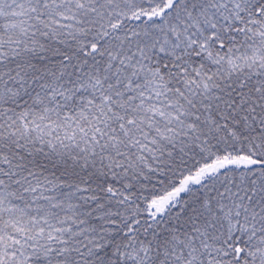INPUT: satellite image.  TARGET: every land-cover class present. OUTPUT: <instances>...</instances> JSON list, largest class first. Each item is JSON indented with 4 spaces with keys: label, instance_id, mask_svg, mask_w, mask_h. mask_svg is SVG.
Listing matches in <instances>:
<instances>
[{
    "label": "snow or ice",
    "instance_id": "snow-or-ice-1",
    "mask_svg": "<svg viewBox=\"0 0 264 264\" xmlns=\"http://www.w3.org/2000/svg\"><path fill=\"white\" fill-rule=\"evenodd\" d=\"M0 264H264V0H0Z\"/></svg>",
    "mask_w": 264,
    "mask_h": 264
}]
</instances>
